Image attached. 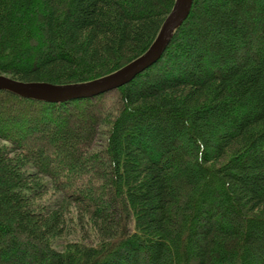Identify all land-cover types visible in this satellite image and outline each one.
Segmentation results:
<instances>
[{
  "label": "trees",
  "instance_id": "obj_1",
  "mask_svg": "<svg viewBox=\"0 0 264 264\" xmlns=\"http://www.w3.org/2000/svg\"><path fill=\"white\" fill-rule=\"evenodd\" d=\"M173 3L0 0V74H108ZM0 264H264V0H192L160 58L97 96L0 90Z\"/></svg>",
  "mask_w": 264,
  "mask_h": 264
},
{
  "label": "water",
  "instance_id": "obj_2",
  "mask_svg": "<svg viewBox=\"0 0 264 264\" xmlns=\"http://www.w3.org/2000/svg\"><path fill=\"white\" fill-rule=\"evenodd\" d=\"M191 5L192 0H174L148 48L139 56L108 74L87 81L58 84L46 81H23L6 74H0V90L9 91L27 99L46 102L84 99L111 91L129 82L160 58L175 30L187 17Z\"/></svg>",
  "mask_w": 264,
  "mask_h": 264
},
{
  "label": "rangeland",
  "instance_id": "obj_3",
  "mask_svg": "<svg viewBox=\"0 0 264 264\" xmlns=\"http://www.w3.org/2000/svg\"><path fill=\"white\" fill-rule=\"evenodd\" d=\"M105 102H106V99H105ZM110 109L109 108V103H106V105H103L102 106V109L104 110H106V109ZM105 129H106V123L105 122H101L99 125H97V131H96V133H95V135H96V137H95V140H96V143L98 144V145H101L102 143H103V139H104V132H105ZM176 145L178 146V147H182V151L180 152V153H185V155H182V157H188V155H187V151L185 150V147L186 146H188V144H187V142H186V140H181L180 142H178V143H176ZM184 150V151H183ZM59 154V156L61 157V156H63L62 154H60V153H58ZM98 167H99V169L100 170H103L102 168L103 167H105V160L104 159H98ZM102 167V168H101ZM87 170H88V167H87ZM89 176H90V174L88 175V174H86V175H84V176H82V178L81 179H88L89 178ZM87 185H83V188L84 189H86V190H88L89 188L88 187H86ZM92 186H93V188H91V190H95L96 189V186H95V184L93 183L92 184ZM98 188V187H97ZM105 199V198H104Z\"/></svg>",
  "mask_w": 264,
  "mask_h": 264
}]
</instances>
